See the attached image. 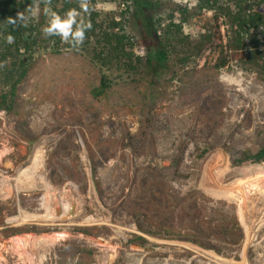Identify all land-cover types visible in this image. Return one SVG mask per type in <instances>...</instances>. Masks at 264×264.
<instances>
[{"label":"rangeland","instance_id":"obj_1","mask_svg":"<svg viewBox=\"0 0 264 264\" xmlns=\"http://www.w3.org/2000/svg\"><path fill=\"white\" fill-rule=\"evenodd\" d=\"M204 1L153 0L176 65L155 83L76 49L34 55L0 112V264H264V160L233 164L264 147V34L229 49L216 13L242 0ZM129 3L91 0L107 21ZM199 33L201 59L179 60Z\"/></svg>","mask_w":264,"mask_h":264},{"label":"trees","instance_id":"obj_2","mask_svg":"<svg viewBox=\"0 0 264 264\" xmlns=\"http://www.w3.org/2000/svg\"><path fill=\"white\" fill-rule=\"evenodd\" d=\"M121 1L123 4L128 1L130 3L127 11L129 15H125L126 12H124L120 20H115V18L110 21L101 20L96 10L91 12L90 17L86 15V19H90L93 27L86 33L83 45L76 50L88 52L94 58L98 57L102 60V66L110 62L124 61L127 68L138 67L140 79L155 83L159 77L176 66L175 51L166 36L171 29L160 26L161 24L154 15L156 10L153 0ZM247 1L242 0L241 2ZM204 2L208 8L211 7L209 0ZM241 2H238L235 7L231 4L220 5L216 13V29L218 30L221 24H225L233 33L229 41V49L242 48L249 37L246 35L252 29H261L264 34V0H259L260 7L249 11L241 6ZM30 5L34 8L38 6V14L28 22L27 26H14L8 23V19L15 18L19 12L28 15L27 9ZM50 6L61 14L70 8H79L78 0H51ZM43 8L42 0H0V64L4 65L0 67V112L10 113L15 110L23 82L28 76L36 53L43 51L60 53L71 49L69 45L63 44L58 36L44 37L41 29L47 24L48 17L45 16ZM131 19L135 23L132 28L128 29ZM9 34L14 36L12 44L7 43L6 40ZM211 40L210 34L199 33L193 43L194 50L191 54H186L187 46L185 45L186 52L179 60L199 61ZM234 41L236 43L232 44ZM135 45H140L145 49L144 63L142 56L135 55L133 51L128 50L129 47ZM225 45L223 35L220 34L217 41L220 51H224ZM111 83V80L103 75L101 85L95 90V95L103 94L111 87ZM245 159L264 160V147L257 154H245L244 157L237 158L233 164H239ZM27 226L25 225V229L29 228Z\"/></svg>","mask_w":264,"mask_h":264},{"label":"clouds","instance_id":"obj_3","mask_svg":"<svg viewBox=\"0 0 264 264\" xmlns=\"http://www.w3.org/2000/svg\"><path fill=\"white\" fill-rule=\"evenodd\" d=\"M44 4L43 12L48 17L47 24L42 27L41 31L45 38L58 36L63 44L69 45L71 49H79L86 40V33L92 29L93 25L90 19L91 12L95 10L91 5V0H78L79 8L73 7L63 14L54 11L51 8V0H42ZM177 3L186 2V0H176ZM28 15L19 12L15 18H9L8 23L11 25L27 26L28 22L37 16L38 6L34 8L29 6ZM7 43H14V36L9 34L6 38ZM0 64V67H3ZM221 82H225V75L220 76ZM45 257L41 256L39 264H43Z\"/></svg>","mask_w":264,"mask_h":264},{"label":"water","instance_id":"obj_4","mask_svg":"<svg viewBox=\"0 0 264 264\" xmlns=\"http://www.w3.org/2000/svg\"><path fill=\"white\" fill-rule=\"evenodd\" d=\"M177 162V159L173 160L172 162V165H175ZM55 210H56V214L59 216L62 212V207H61V204L59 202H57L55 204ZM76 210V204L75 202L72 200V203H71V207H70V210H69V213L62 216L61 218L62 219H68L70 217L71 214H73Z\"/></svg>","mask_w":264,"mask_h":264}]
</instances>
